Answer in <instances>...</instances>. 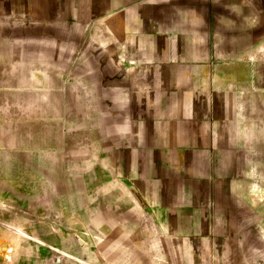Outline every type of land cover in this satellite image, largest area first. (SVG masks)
Returning <instances> with one entry per match:
<instances>
[{
	"label": "crops",
	"instance_id": "1",
	"mask_svg": "<svg viewBox=\"0 0 264 264\" xmlns=\"http://www.w3.org/2000/svg\"><path fill=\"white\" fill-rule=\"evenodd\" d=\"M0 134L28 181L116 192L140 243L238 256L264 240V0H0Z\"/></svg>",
	"mask_w": 264,
	"mask_h": 264
},
{
	"label": "rangeland",
	"instance_id": "2",
	"mask_svg": "<svg viewBox=\"0 0 264 264\" xmlns=\"http://www.w3.org/2000/svg\"><path fill=\"white\" fill-rule=\"evenodd\" d=\"M4 136L0 134V264H264L260 238L245 243L238 256L232 246L140 243L141 231L133 230V214L118 208L116 192L95 187L94 195L87 196L89 183L28 181L35 176L28 167L23 171L21 157H5Z\"/></svg>",
	"mask_w": 264,
	"mask_h": 264
},
{
	"label": "water",
	"instance_id": "3",
	"mask_svg": "<svg viewBox=\"0 0 264 264\" xmlns=\"http://www.w3.org/2000/svg\"><path fill=\"white\" fill-rule=\"evenodd\" d=\"M77 240H78V243H79L80 245H83V243H84V242H83V240H82V239H79V238H78ZM56 261H59V260H58V259H56Z\"/></svg>",
	"mask_w": 264,
	"mask_h": 264
}]
</instances>
